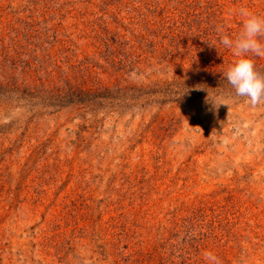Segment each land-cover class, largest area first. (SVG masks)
<instances>
[{
	"label": "rangeland",
	"instance_id": "1",
	"mask_svg": "<svg viewBox=\"0 0 264 264\" xmlns=\"http://www.w3.org/2000/svg\"><path fill=\"white\" fill-rule=\"evenodd\" d=\"M242 6L0 0V264H264V102L213 81Z\"/></svg>",
	"mask_w": 264,
	"mask_h": 264
},
{
	"label": "clouds",
	"instance_id": "2",
	"mask_svg": "<svg viewBox=\"0 0 264 264\" xmlns=\"http://www.w3.org/2000/svg\"><path fill=\"white\" fill-rule=\"evenodd\" d=\"M236 14L242 20V28L235 39L223 34L222 25L217 28L220 34L219 44L231 50L236 57L222 75L234 89L235 96L246 98V101L255 107L264 102V75L257 71L253 59L264 57V16L257 15L243 6ZM204 258L206 264H221L219 257L211 251L206 252Z\"/></svg>",
	"mask_w": 264,
	"mask_h": 264
},
{
	"label": "trees",
	"instance_id": "3",
	"mask_svg": "<svg viewBox=\"0 0 264 264\" xmlns=\"http://www.w3.org/2000/svg\"><path fill=\"white\" fill-rule=\"evenodd\" d=\"M256 69L259 73H262L264 72L259 66H256ZM222 75V74H221ZM215 77V76H214ZM213 81H216L214 82V84H224V82H227L226 78H222L220 79L219 81L217 80H213ZM105 92H109L108 89L105 90ZM66 93V92H65ZM96 93H92V91H85V90H82V89H79V90H69L67 93H66V96L69 100H72V101H79L81 103H83L84 101H86L85 99H87L88 97H92L94 96Z\"/></svg>",
	"mask_w": 264,
	"mask_h": 264
}]
</instances>
